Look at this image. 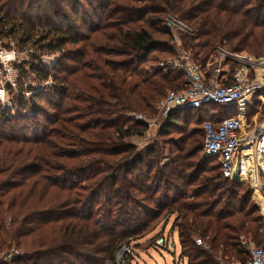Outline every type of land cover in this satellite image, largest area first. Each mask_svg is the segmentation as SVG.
<instances>
[{
    "label": "trees",
    "instance_id": "trees-1",
    "mask_svg": "<svg viewBox=\"0 0 264 264\" xmlns=\"http://www.w3.org/2000/svg\"><path fill=\"white\" fill-rule=\"evenodd\" d=\"M167 13L191 26L182 49L203 66L218 46L264 56V0H0V41L33 49L20 80L29 74L46 84L30 92L53 107L47 117L33 98L25 113L0 120V257L11 255L0 264H100L121 242L131 246L153 230L163 211L175 216L187 264L244 262L242 239L264 249V220L245 206L248 189L218 178L217 157H199L203 124L234 111L211 106L159 116L166 93L185 81L158 67L156 54L175 53L158 18ZM149 28L169 40L154 39ZM46 55L59 58L46 67ZM154 115L162 137L189 126L197 135L167 163L157 144L138 150L130 143L148 129L138 116Z\"/></svg>",
    "mask_w": 264,
    "mask_h": 264
},
{
    "label": "built area",
    "instance_id": "built-area-1",
    "mask_svg": "<svg viewBox=\"0 0 264 264\" xmlns=\"http://www.w3.org/2000/svg\"><path fill=\"white\" fill-rule=\"evenodd\" d=\"M163 24L175 36L192 37L194 34L189 24L172 14L165 16ZM9 44L12 45L11 42ZM14 55V51L0 41V75L11 68ZM158 67L164 71H179L185 79L181 91L168 92L158 104V113L162 118L174 110H199L209 105L234 111L233 115L221 118L217 123L206 121L203 124L205 138L202 153L208 158H218L222 165V178L243 181L259 192L258 178L264 172V121L258 122L255 116L250 124L247 123V112L253 99L264 97V56L255 58L218 46L212 61L205 64L207 71L188 52L162 61ZM3 90L0 89L2 102ZM138 119L150 125V120L142 116ZM169 241L161 236L152 247L163 250L171 244ZM194 242L196 246L205 248L199 238H195ZM240 244L245 249L247 260L221 264H264V249L244 239ZM133 252L131 246L123 244L112 260H105L102 264H129ZM183 261L186 262L185 259Z\"/></svg>",
    "mask_w": 264,
    "mask_h": 264
},
{
    "label": "rangeland",
    "instance_id": "rangeland-1",
    "mask_svg": "<svg viewBox=\"0 0 264 264\" xmlns=\"http://www.w3.org/2000/svg\"><path fill=\"white\" fill-rule=\"evenodd\" d=\"M82 3H84V2L81 1V5H82ZM59 7L62 8L65 11V13L70 12V7L65 3L61 4ZM167 14L160 15L158 17L159 20L161 22H164V18ZM148 30L153 34L154 39H158L160 41H168L169 40V38L166 36L154 34L153 30L150 28ZM170 34H171V38L173 40L172 44L175 45V53L172 55H170V54H156V56L159 57V59H161L160 61H164L168 58L170 59L172 56L178 57L179 55H181L182 53H185V52L190 53V51H186V50L182 49V40H181L182 36H175L171 32H170ZM3 42H4V45L6 46V48L8 47V48H10L11 51H14L15 55L13 57L14 61L10 62L11 68H8V72L5 73L3 71L0 75V89L4 88V90H3L4 93H3V98H2L3 102L0 101V120L1 121H3L4 117H7L8 114L15 115L19 112L25 113L29 109V107H31V101L33 100V98H35L34 94H33L34 92L31 93L30 90L31 91L32 90H34V91L39 90L40 91L46 85V84L39 85L38 82L34 81L33 78L29 74L25 78H23L24 80H20V77H19L20 66H23V64L25 62H29V63L31 62L30 56H31V52L33 51L32 48H29V47L22 48V47H20L21 45H16V43L13 41H7V40L5 41L4 40ZM10 42L12 45L9 44ZM226 49L229 50L228 47ZM245 54H247V53H245ZM190 55L193 56V54H191V53H190ZM249 56H251V55H249ZM58 58H59L58 55H46L42 58V64L45 65L46 67H51L54 65L55 61ZM197 58L198 59H195V60L199 63V65L203 66V64L199 61V57H197ZM208 61H212V56L208 59ZM203 67H205V65ZM205 70H206V67H205ZM47 84H48V86L51 85L50 82H48ZM169 92H171V91H169ZM35 93H37V92H35ZM21 98H23L22 99L23 103H20ZM48 99H49L48 97L42 98V99H40V98L34 99V104L36 106H39L40 109H43L44 111H46L47 117L53 111V107L48 104V102L50 101V99L49 100ZM256 103L257 102L255 101V99H253V101L251 102V106L256 104ZM211 108L212 107L209 105L206 107V110L211 111ZM223 116H225V115H223ZM255 116H256V120L258 122L264 121V112L258 114L256 108L254 106H252V108L248 110L247 123L250 124L251 119L254 118ZM36 121L39 123H43L42 125H49V123L45 124V122L42 120L41 117H38ZM159 121H160V118L158 116L154 115L153 119L150 120V122H149L150 125L148 126V129L145 131L144 135L142 137H139V138L131 139L130 143L135 145L138 150L144 149L147 146H154L155 144H157L158 145V152H159V154H161L160 163H167L166 157L172 158L173 156H175L176 155L175 151L177 150V148H179V146H181L183 140L187 136L189 137V140H187L185 142L186 148H188L189 144L192 141L197 139V135L193 134V132L190 134L191 130H193L195 128H194V126H189V127H186L187 129L183 130V132H172V131H170L168 136L162 137L158 134V129H159V125H160ZM13 124L14 125L16 124L18 127L24 125V123H22V122H13ZM48 127L51 130L56 128L55 125H49ZM199 157L202 158L203 153L200 154ZM218 163H219L218 165L220 166V169L218 171V178L222 181H226V180L229 181L228 178H226V179L222 178V174H221L222 165L219 162V160H218ZM208 165L216 166L217 162L214 159V162L211 161L210 164H208ZM258 180H259V184H260V186H259L260 190L258 189L259 192L253 190V188L246 183L243 184L240 181H237V182L240 183L241 185L242 184L245 185L246 189H248V192H249L248 198H247L248 201L246 202L245 206L246 205L248 207L252 206V208L254 207V209H257L258 212L255 215L256 216H258V215L262 216L263 220H264V195H263V191L261 192V188H263V185H264V182H263L264 181V172L259 174ZM169 195L171 196V194H169ZM101 207L103 208L104 206L102 205ZM174 223H175V216L170 214V213H165L164 211H163V213H161V216L159 218L153 220V222L149 226L150 229L154 226L153 230H151V231L147 230L148 231V232L146 231L147 233L143 232V234L144 233L145 234L143 235L142 238L135 239V240H133V242L130 243L131 247L133 245H139V246H137L134 249L132 248L134 250V252H133L134 256H133V258L130 259L129 264H179V263L180 264L181 263L186 264V262L183 261V259L180 257V246H179V242H178V235H177L176 230H173V224ZM161 236L162 237L165 236L167 239L170 240L169 243H171V244H169L167 248L161 250V249H156V248L149 246L153 239L156 240ZM125 243H127V241H123L118 245V249H117L116 253L120 249L121 245H123ZM172 243H173V245H172ZM253 245H254V243H253ZM259 247H261V246H259ZM10 257L11 256L8 254V255H6V258L0 257V259H3L4 262H10ZM105 260L100 262V264H102Z\"/></svg>",
    "mask_w": 264,
    "mask_h": 264
},
{
    "label": "crops",
    "instance_id": "crops-1",
    "mask_svg": "<svg viewBox=\"0 0 264 264\" xmlns=\"http://www.w3.org/2000/svg\"><path fill=\"white\" fill-rule=\"evenodd\" d=\"M255 101L258 103H256V104H254V105H252V106H254L255 108H256V110H257V112H258V114L259 113H263L264 112V97H260V98H258L257 99V97L255 98ZM252 106H250V108L249 109H251L252 108ZM247 114H248V112H247ZM256 118V117H255Z\"/></svg>",
    "mask_w": 264,
    "mask_h": 264
},
{
    "label": "water",
    "instance_id": "water-1",
    "mask_svg": "<svg viewBox=\"0 0 264 264\" xmlns=\"http://www.w3.org/2000/svg\"><path fill=\"white\" fill-rule=\"evenodd\" d=\"M206 158H208V157H205V156L202 157L203 160L206 159ZM242 183L244 184L245 182L242 181Z\"/></svg>",
    "mask_w": 264,
    "mask_h": 264
}]
</instances>
